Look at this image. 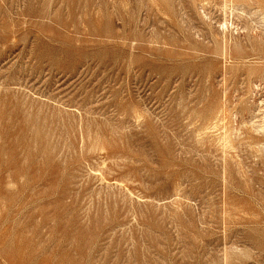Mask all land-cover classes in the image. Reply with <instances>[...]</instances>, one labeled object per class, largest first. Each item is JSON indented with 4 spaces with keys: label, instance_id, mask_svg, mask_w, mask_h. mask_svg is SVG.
I'll return each mask as SVG.
<instances>
[{
    "label": "rangeland",
    "instance_id": "1",
    "mask_svg": "<svg viewBox=\"0 0 264 264\" xmlns=\"http://www.w3.org/2000/svg\"><path fill=\"white\" fill-rule=\"evenodd\" d=\"M244 1L0 0V264H264Z\"/></svg>",
    "mask_w": 264,
    "mask_h": 264
},
{
    "label": "bare ground",
    "instance_id": "2",
    "mask_svg": "<svg viewBox=\"0 0 264 264\" xmlns=\"http://www.w3.org/2000/svg\"><path fill=\"white\" fill-rule=\"evenodd\" d=\"M216 1H217V0H216ZM229 1H230V0H229ZM241 1H242V0H241ZM245 1H247V0H245ZM245 1H244V2H245ZM253 1H254V0H253ZM259 1H260V0H259ZM218 2H219V1H218ZM221 2H222V0H221ZM262 2H263V4H264V1H263V0H262ZM219 3H220V2H219ZM219 3H218V4H219ZM224 3H225V2H224ZM224 3H223V4H224ZM226 3H227V2H226ZM226 3H225V4H226ZM228 3H229V2H228ZM231 3H232V2H231ZM241 3H242V2H241ZM257 3H258V0H257ZM259 3H260V2H259ZM221 4H222V3H221ZM221 4H220V5H221ZM237 4L240 6L239 3H237ZM245 4H247V2H246ZM245 4H244V5L242 4L241 7H242V6L245 7V6H246ZM263 4H261V5H263ZM226 5H227V4H226ZM230 5H231V4H230ZM238 5H237V6H238ZM261 5H260V6H261ZM215 6H216V4H215ZM228 6H229V5H228ZM233 6H234V5H233ZM235 6H236V5H235ZM237 6H236V10H237V8H238ZM217 7H218V6H217ZM224 7L226 8V6H224ZM224 7H223V8H224ZM230 7H231V6H230ZM223 8H221V9L223 10V12L226 11V10H224L225 8H224V9H223ZM230 9H231V8H230ZM230 9H229V11H230ZM240 9H241V8H240ZM240 9H239V10H240ZM222 10H221V11H222ZM234 10H235V9H234ZM231 11H232V9H231ZM231 11H230V12H231ZM232 12H233V11H232ZM232 12H231V13H232ZM220 13H221V12H220ZM224 13H225V12H224ZM226 13H227V12H226ZM224 15H225V14H224ZM227 15H228V14H227ZM229 15H230V14H229ZM229 15H228V16H229ZM231 15H232V14H231ZM233 15H234V13H233ZM233 15H232V16H233ZM220 18L222 19L223 16L220 17ZM230 18H231V17H230ZM225 19H226V17H225ZM227 19H228V18H227ZM231 20H232V19H231ZM222 21H223V20H222ZM227 21H229V19H228ZM230 23H231V22H230ZM232 23H233V22H232ZM223 28H224V27H223ZM227 28H228V27H227ZM245 29H246V28H245ZM223 31H224V30H223ZM251 31H252V30H251ZM225 33H226V32H225ZM248 33L251 34L250 31H248ZM226 34H227V33H226ZM261 34H263V33H261ZM247 35H248V34H247ZM251 35H252V34H251ZM256 35H257V34H256ZM249 36H250V35H249ZM249 36H248V37H249ZM250 37H251V36H250ZM263 37H264V35H263ZM252 38H253V37H252ZM256 41H257V40H256ZM226 42H227V41H225V43H226ZM250 42H251V41H250ZM221 43H222V42H221ZM262 44H263V43H262ZM221 45H222V44H221ZM226 45H227V43H226ZM237 45H238V44H237ZM229 46H230V45H229ZM229 46H228V47H229ZM251 46H253V45H251ZM251 46H250V47H251ZM261 46L263 47V45H260V47H261ZM222 47H223V46H221V48H222ZM224 47H225V46H224ZM256 48H257V47H256ZM235 49H236V48H235ZM237 49H238V48H237ZM222 50H223V49H222ZM252 50H253V48H252ZM252 50H248V51L252 52ZM256 50H257V49H256ZM258 50H259V49H258ZM236 51H238V50H236ZM241 51H242V48H241ZM241 51H240V53H238V54H241ZM243 51H244V50H243ZM253 51H254V50H253ZM259 51H260V50H259ZM222 52H223V51H222ZM261 52H262V48H261ZM261 52H260V54H261ZM225 53H226V52H225ZM253 53H254V52H253ZM262 53H264V51H263ZM226 54H227V53H226ZM260 54H259V55H260ZM241 55H242V54H241ZM261 55H262V54H261ZM224 56H225V55H224ZM249 57H250V56H249ZM258 57H259V56H258ZM262 57H263V56H262ZM241 58H242V56H241ZM259 59H260V58H259ZM263 59H264V58H263ZM258 73H259V72H258ZM255 74H256V73H255ZM224 107H225V106H224ZM221 109H222V108H221ZM221 109H219V110H221ZM219 112H221V111H219ZM219 112H217V113H219ZM222 112H223V111H222ZM224 112H226V111H224ZM217 113L215 112L216 115H217ZM226 113H227V112H226ZM222 114H223V113H222ZM216 115H215V116H216ZM218 115H219V114H218ZM220 116H221V114H220ZM224 116H227V114L224 115ZM222 117H223V115H222ZM263 128H264V126H263Z\"/></svg>",
    "mask_w": 264,
    "mask_h": 264
}]
</instances>
